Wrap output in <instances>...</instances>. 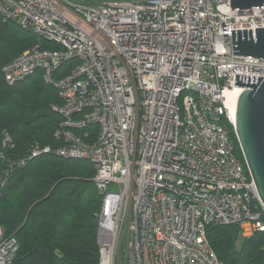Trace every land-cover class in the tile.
Returning a JSON list of instances; mask_svg holds the SVG:
<instances>
[{
	"label": "built area",
	"instance_id": "obj_1",
	"mask_svg": "<svg viewBox=\"0 0 264 264\" xmlns=\"http://www.w3.org/2000/svg\"><path fill=\"white\" fill-rule=\"evenodd\" d=\"M0 17L58 48L35 46L2 74L13 85L40 71L57 91L53 153L88 161L102 196L98 264H221L208 227L237 225L244 239L264 233V207L234 155L224 106V95L241 89L235 75L264 78V60L233 56L231 44V31L264 28V8L0 0ZM68 61V73L53 79ZM17 250L0 227V264H13Z\"/></svg>",
	"mask_w": 264,
	"mask_h": 264
},
{
	"label": "trees",
	"instance_id": "obj_2",
	"mask_svg": "<svg viewBox=\"0 0 264 264\" xmlns=\"http://www.w3.org/2000/svg\"><path fill=\"white\" fill-rule=\"evenodd\" d=\"M34 46L58 49L0 17V227L17 241L13 264H98L102 196L88 161L53 153L60 146L54 133L62 123L52 111L61 104L57 91L40 71L13 85L2 74L6 64ZM73 63H63L53 79L65 76ZM228 135L245 167L229 126ZM34 149L40 153L33 157ZM206 237L221 264H264V233L244 239L237 225L211 226Z\"/></svg>",
	"mask_w": 264,
	"mask_h": 264
},
{
	"label": "water",
	"instance_id": "obj_3",
	"mask_svg": "<svg viewBox=\"0 0 264 264\" xmlns=\"http://www.w3.org/2000/svg\"><path fill=\"white\" fill-rule=\"evenodd\" d=\"M264 8V0H230V10L242 13ZM233 56L264 60V28L231 31ZM234 135L244 164L264 207V78L235 75Z\"/></svg>",
	"mask_w": 264,
	"mask_h": 264
},
{
	"label": "bare ground",
	"instance_id": "obj_4",
	"mask_svg": "<svg viewBox=\"0 0 264 264\" xmlns=\"http://www.w3.org/2000/svg\"><path fill=\"white\" fill-rule=\"evenodd\" d=\"M241 93V89H234L233 91L227 92L224 95L225 98V110L227 111L228 116L231 118V121L234 123L235 118V109L236 102Z\"/></svg>",
	"mask_w": 264,
	"mask_h": 264
},
{
	"label": "rangeland",
	"instance_id": "obj_5",
	"mask_svg": "<svg viewBox=\"0 0 264 264\" xmlns=\"http://www.w3.org/2000/svg\"><path fill=\"white\" fill-rule=\"evenodd\" d=\"M80 1H86V2H89L90 0H80ZM94 1H100V0H93V2ZM35 47V46H34ZM28 50H26V51H24V52H27ZM23 52V53H24ZM81 161H83V160H81ZM94 171V170H93ZM93 178H94V176H93ZM109 191L110 192H114V189L113 188H109ZM99 215V214H98ZM241 237V236H240ZM242 238V237H241ZM97 245H98V239H97Z\"/></svg>",
	"mask_w": 264,
	"mask_h": 264
}]
</instances>
